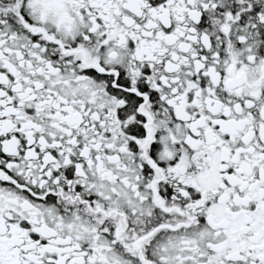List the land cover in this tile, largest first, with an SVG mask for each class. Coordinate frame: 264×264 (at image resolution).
<instances>
[{"label": "snow or ice", "instance_id": "6c2138e0", "mask_svg": "<svg viewBox=\"0 0 264 264\" xmlns=\"http://www.w3.org/2000/svg\"><path fill=\"white\" fill-rule=\"evenodd\" d=\"M0 264H264V0H0Z\"/></svg>", "mask_w": 264, "mask_h": 264}]
</instances>
